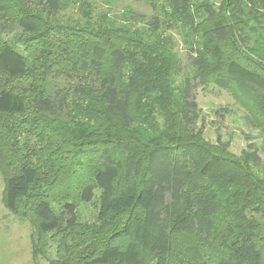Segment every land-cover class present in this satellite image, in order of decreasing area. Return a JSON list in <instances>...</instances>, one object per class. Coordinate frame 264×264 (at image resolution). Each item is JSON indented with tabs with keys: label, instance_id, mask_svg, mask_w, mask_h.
Returning a JSON list of instances; mask_svg holds the SVG:
<instances>
[{
	"label": "trees",
	"instance_id": "trees-1",
	"mask_svg": "<svg viewBox=\"0 0 264 264\" xmlns=\"http://www.w3.org/2000/svg\"><path fill=\"white\" fill-rule=\"evenodd\" d=\"M63 1L0 0L4 203L34 226V259L264 264L262 159L206 143L196 99L200 86L233 89L264 119V0H224L206 18L166 0L163 15L189 31L180 82L170 38L151 43L90 11L84 23L52 21ZM148 23L159 29L161 16ZM96 198L98 223H82L80 205ZM180 235L197 238L192 261Z\"/></svg>",
	"mask_w": 264,
	"mask_h": 264
},
{
	"label": "rangeland",
	"instance_id": "rangeland-1",
	"mask_svg": "<svg viewBox=\"0 0 264 264\" xmlns=\"http://www.w3.org/2000/svg\"><path fill=\"white\" fill-rule=\"evenodd\" d=\"M167 5L166 0H64L59 11L51 13L50 18L52 21L65 25L84 23L88 21L87 14L90 11L94 22L117 29L125 28L130 31V34L143 36L151 43L158 38H170L174 52L184 66L182 74L177 78L180 82L192 71L186 43L189 31L184 29L182 23L163 15ZM190 5L194 13L201 18L207 17V8L217 13L228 10L224 0H190ZM41 10L45 12L43 6ZM155 15L161 16L162 26L159 29L152 28V25L148 23ZM250 46L254 45L250 44ZM249 56L253 55L249 52ZM54 82L63 83L64 78L58 77ZM50 83L53 84L49 82L47 88ZM54 84V87L57 86L56 83ZM24 87H27V84L22 85V88ZM196 99L200 115L197 131L206 143L228 156L240 157L246 150L256 151L264 165V119L256 112L250 100L245 99L233 89L226 90L213 85L200 86L196 90ZM4 191L5 181L0 171V264H48L41 255L34 259L31 233L35 228L28 221H22L18 215L6 207ZM98 212L99 199L82 203L80 205L82 223L97 224ZM196 240V236L190 235H180L177 238V241L184 244V249L187 250L186 262L192 261L189 248ZM46 254L55 256L54 247L48 245Z\"/></svg>",
	"mask_w": 264,
	"mask_h": 264
}]
</instances>
